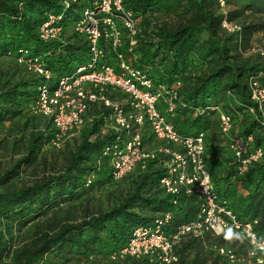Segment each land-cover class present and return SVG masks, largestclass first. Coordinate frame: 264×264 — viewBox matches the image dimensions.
<instances>
[{
  "label": "trees",
  "instance_id": "16d2710c",
  "mask_svg": "<svg viewBox=\"0 0 264 264\" xmlns=\"http://www.w3.org/2000/svg\"><path fill=\"white\" fill-rule=\"evenodd\" d=\"M229 2L235 6L222 12L218 0H124L125 7L132 10L136 18V42L132 52L135 61L155 71L156 83L166 84L168 89L176 90L178 105L176 118L173 119L176 130L182 134L205 133L204 159L215 190L227 200L239 218L257 219L255 229L259 237L264 239V104L260 109L250 99L248 88L249 77L258 73H261L259 79L264 83V59L260 53L244 58L240 54L253 35L262 29L259 24L245 23L248 17L245 11H264V0H226L225 5ZM65 5L62 0H0V55L11 58L27 73L24 86H31L32 91L28 92V96L33 103L41 79L18 60L20 57L27 59L40 55L46 67L55 75L73 71L84 64L88 57L86 38L74 32L72 27L83 2L79 0ZM177 9H183L180 13L188 14L184 23L173 27L165 24L148 27L153 22L155 10L172 13ZM49 14L62 15L57 20V24L63 28L60 39L43 40L39 37L38 28ZM224 19L239 26V29L227 30L222 26ZM198 62L206 66L205 69L199 73L189 72L191 66ZM18 95L24 97L27 92L19 91L16 86L0 90V100L12 101ZM219 103L230 108L224 110L232 120L230 133L252 134L255 147L263 149L262 160L255 162L242 174L237 170L229 146L230 155L224 157L221 152L214 150V155L209 157L211 140L216 137L215 131L218 138L219 134L223 136L215 109L221 107ZM197 109L203 112L199 113ZM239 111L245 113L241 124L236 122L233 114ZM5 112H0V121L4 119ZM95 112L97 118L76 134L81 139L62 171L33 184L6 188L0 192V220L27 225L58 199L64 200L84 185L89 186L91 180L89 183L84 180L82 184L80 180L86 172H99L101 166L106 169L109 181H113L107 160L101 154L113 139L103 118L109 110L100 108ZM209 113L216 114L217 120L211 119ZM46 121L50 126L47 137L52 139L51 122ZM43 139V132L32 135L27 155L18 163L30 162ZM217 142L215 140L213 143ZM91 157L94 158L93 164ZM155 162L151 161L146 167L129 175L130 179L135 177L138 182L119 204L106 211H96L79 221L60 223L56 229L40 233L18 250L17 264H49L47 256L50 254L69 262L73 256H89L108 246L113 247L112 254L126 244L133 228L151 225L159 214L167 211L173 216L165 225V231L168 234L177 232L178 227L193 216L194 208L180 209L171 203L170 196L159 185L163 168L154 167ZM15 172L14 167L4 172L0 177V185L7 183L10 174ZM150 179L157 181L162 195L149 196L141 192L142 184L146 180L152 182ZM224 243L223 237L212 234H207L203 239L181 236L174 246L177 255L174 264H216L218 259L221 264H226L225 259L214 250V246ZM208 247L215 252L212 260V251ZM10 249L9 241L0 236V263ZM239 249L237 252H244ZM148 259L145 264H161L158 260Z\"/></svg>",
  "mask_w": 264,
  "mask_h": 264
},
{
  "label": "built area",
  "instance_id": "2783aa9c",
  "mask_svg": "<svg viewBox=\"0 0 264 264\" xmlns=\"http://www.w3.org/2000/svg\"><path fill=\"white\" fill-rule=\"evenodd\" d=\"M68 6L79 0H62ZM82 8L72 23L73 31L87 41L88 57L73 71L55 75L40 55L20 57L27 69L41 79L37 87L34 110L51 122L57 142L75 136L80 129L97 118L96 109L109 110L104 115L112 141L102 150L111 179L117 182L127 174L146 167L151 161L163 168L160 187L177 208H194L193 216L181 224L177 232L165 231L173 214H159L151 225L133 228L126 244L110 255L118 257L155 258L161 264H174V246L181 236L203 239L207 234L223 237V245L214 246L226 264H264V239L255 229L257 219L239 218L227 200L215 190L207 170L205 133H179L171 119L177 109V92L156 83L146 67L132 55L137 33L136 18L124 0H82ZM225 5L226 0H218ZM62 15L49 14L39 28L43 40L60 39ZM229 31L239 26L222 21ZM264 59V52H260ZM250 76V99L261 109L264 83ZM218 111L220 130L228 138L229 149L240 174L263 158V149L255 147L253 135H232L230 115ZM251 112L252 108H249ZM199 113L203 110L197 109ZM68 138V137H67ZM90 180H88V183ZM244 252H237L238 248Z\"/></svg>",
  "mask_w": 264,
  "mask_h": 264
},
{
  "label": "rangeland",
  "instance_id": "374dc122",
  "mask_svg": "<svg viewBox=\"0 0 264 264\" xmlns=\"http://www.w3.org/2000/svg\"><path fill=\"white\" fill-rule=\"evenodd\" d=\"M234 6L233 3L229 2L222 6V12L231 10ZM160 10L154 11L156 12L154 17L157 18L154 19L153 17V22L148 25L149 28H153L158 24L173 27L179 23H184L185 18L188 16V14L180 13L183 12V9H177L172 13ZM245 12L248 15L245 23L259 24L262 29L256 32L245 48L240 51L242 58L264 52V11L247 10ZM149 28L146 30H149ZM205 67L198 62L196 65L191 66L188 71L199 73ZM148 71L153 78H156L154 70L149 68ZM27 76L23 68L15 64L11 58L0 55V90L5 91L16 86L19 91L27 92L24 97L20 95L14 96L12 101L0 100V112L4 113L5 110H8L3 114L4 119L0 121V177L13 167L16 171L15 174H10L7 183L0 185V192L6 188L30 185L46 176L58 174L63 170L70 153L81 139L78 135L67 136L68 138L64 137L57 142L47 137L50 126L46 118L34 110V103L31 101L30 95L28 96V92H31L32 88L31 86H24ZM231 100L235 101L232 97ZM219 104L221 107L218 108L222 111L230 109L229 106L226 107L221 103ZM216 112L218 114V111ZM249 113L254 115V113ZM233 114L236 122L241 124L245 113L239 111L237 113L233 112ZM208 116L217 120V116L214 113H209ZM168 117L173 122L176 114ZM36 132H43V143L38 151L31 156L30 162L18 163L21 158L27 155L29 140ZM215 135L214 140H211L209 157L214 155V150L221 152L224 157L230 155L228 138L219 134V139L216 131ZM215 140L219 141V143L214 144ZM215 147L216 149H213ZM90 161L93 164L94 158L91 157ZM99 170L97 173L86 172L83 179L80 180L81 184L84 180H91L89 186L84 185L73 196L65 197L64 200L58 199L57 202L45 208L40 216L31 220L27 225L20 226L13 221L0 220V236L2 239L8 240L11 245L9 254L3 258L0 264H17L16 254L18 250L40 233L56 229L60 223L79 221L96 211H106L119 204L135 188L138 182L135 177L130 179V174L125 176L127 179L124 177L117 182L109 181L105 173L106 169L101 166ZM150 180L152 182L146 180L142 184L141 192L149 196L153 194L162 195L157 181L155 179V181L153 179ZM132 181L133 183H131ZM241 192L244 191L241 190ZM239 248L237 250H240ZM210 249L208 247V250ZM112 250L113 247L108 246L96 254L80 257L73 256L69 262L62 261L60 258L50 254L47 256V262L49 261V264H145L148 259V257L146 259V257L125 256L118 258V260H111L108 254ZM211 251L212 257L210 260L215 256L214 250L211 249ZM154 260L156 259L153 258L152 261ZM216 264H221L219 259Z\"/></svg>",
  "mask_w": 264,
  "mask_h": 264
}]
</instances>
